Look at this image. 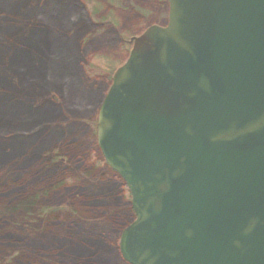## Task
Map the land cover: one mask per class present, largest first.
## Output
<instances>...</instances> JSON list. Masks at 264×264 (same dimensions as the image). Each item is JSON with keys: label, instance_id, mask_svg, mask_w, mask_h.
I'll list each match as a JSON object with an SVG mask.
<instances>
[{"label": "water", "instance_id": "water-1", "mask_svg": "<svg viewBox=\"0 0 264 264\" xmlns=\"http://www.w3.org/2000/svg\"><path fill=\"white\" fill-rule=\"evenodd\" d=\"M96 122L135 219L129 264H264V0H168Z\"/></svg>", "mask_w": 264, "mask_h": 264}, {"label": "trees", "instance_id": "trees-1", "mask_svg": "<svg viewBox=\"0 0 264 264\" xmlns=\"http://www.w3.org/2000/svg\"><path fill=\"white\" fill-rule=\"evenodd\" d=\"M106 3L89 0L88 7L96 14ZM23 6L24 0H0V135L12 147L0 151V264H129L119 238L135 219L131 194L107 164L92 126L109 74L122 62L106 74L93 116L66 124L81 111L72 95L84 88L63 63L57 78L51 75L52 31ZM118 10L112 5L105 15L119 27Z\"/></svg>", "mask_w": 264, "mask_h": 264}, {"label": "rangeland", "instance_id": "rangeland-1", "mask_svg": "<svg viewBox=\"0 0 264 264\" xmlns=\"http://www.w3.org/2000/svg\"><path fill=\"white\" fill-rule=\"evenodd\" d=\"M102 1L107 2L108 7L97 5L98 13L94 14L88 7L89 0H24L23 11L29 14L37 13L39 20L47 23L52 31L54 70L51 75L56 79L58 66L63 63L69 69V74L76 76L80 87L84 88L83 93L72 95L73 100H79L78 104L82 108L79 113H72V119L65 122L66 124H73L78 120L82 122L84 118L93 116L99 100L107 90L106 74L111 70V65L117 61L123 65L128 59L129 55L123 48L126 47L130 51L129 39L140 35L152 24L165 25L168 21V4L162 0ZM112 5L114 9H119V27L118 24L112 23H118L117 19L113 18L110 22V17L105 15L108 9H112ZM87 66L96 70L95 75L88 73ZM114 72L109 75L113 76ZM99 75L102 77L96 78ZM92 126L96 131V123H92ZM88 129L89 126L85 127L86 131H90ZM10 143L5 134L0 135L2 154L12 150ZM35 225H41V222L33 224ZM12 253L16 252L10 254ZM9 257V253H4L2 259L7 260Z\"/></svg>", "mask_w": 264, "mask_h": 264}, {"label": "bare ground", "instance_id": "bare-ground-1", "mask_svg": "<svg viewBox=\"0 0 264 264\" xmlns=\"http://www.w3.org/2000/svg\"><path fill=\"white\" fill-rule=\"evenodd\" d=\"M119 240H120V238H119Z\"/></svg>", "mask_w": 264, "mask_h": 264}]
</instances>
